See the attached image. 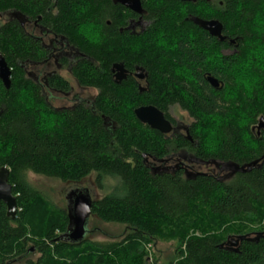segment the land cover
<instances>
[{
  "label": "trees",
  "instance_id": "1",
  "mask_svg": "<svg viewBox=\"0 0 264 264\" xmlns=\"http://www.w3.org/2000/svg\"><path fill=\"white\" fill-rule=\"evenodd\" d=\"M141 1L152 22L135 36L121 32L132 13L114 0H0V15L19 12L68 40L80 53L73 71L77 83L99 91L93 110H51L25 72L29 62L43 57L40 43L17 20L0 26V51L12 69L11 87L0 81V170H9L18 205L12 219L0 202V264H148L147 245L156 242L177 243L167 264H264V240L244 241L237 251L220 248L229 237L263 226L264 160L224 182L208 175L187 178L181 171L160 173L146 162L177 149L201 161L240 166L263 157L264 127L260 136L252 128L264 119V81L249 94L237 90L233 73L246 59L245 44L254 38L250 26L264 0ZM192 17L220 21L226 40L211 36ZM87 25L102 29V43L84 38L81 29ZM113 64L143 68L149 87L141 93L132 77L117 84ZM209 76L222 85L212 87L204 78ZM50 82L68 89L63 80ZM21 92L31 107L20 103ZM150 105L172 123V107L188 112L193 141L167 139L143 125L134 111ZM216 115L219 147L209 152L201 129L213 126L205 117ZM29 173L69 183L94 174L100 190L106 179L117 180L110 193L93 201L92 215L126 226L128 235L115 243L66 240L68 211L35 190ZM34 254L38 258H31Z\"/></svg>",
  "mask_w": 264,
  "mask_h": 264
},
{
  "label": "flooded vegetation",
  "instance_id": "2",
  "mask_svg": "<svg viewBox=\"0 0 264 264\" xmlns=\"http://www.w3.org/2000/svg\"><path fill=\"white\" fill-rule=\"evenodd\" d=\"M213 1L214 0H212L211 2ZM140 2L142 9L145 12L144 14H139L124 6L132 13L131 15L132 17L126 20V26L121 29V32L122 30H126L130 35L139 36L143 32H145L147 28L151 25L152 21L148 19L149 12L145 9L141 0ZM199 2H205V1L197 0L196 2H183V3H190L197 5ZM10 20H17V19L10 18ZM25 20L26 21L23 24V26L21 25L24 28L25 33L31 38H34L35 42L36 41L39 42L40 46L43 49V57H40V59L37 60L36 62H29L25 67V72L28 75V77L32 79V81L41 88V94L46 104L51 108V110H55L62 113L64 111L65 112L74 111L80 106H84L87 109L93 110L94 107L92 106L95 102L97 95L99 94V91L96 88L81 86L79 83H77L78 81L75 79L73 73L74 68H76V65L80 61L79 60L80 58L78 57L80 56V53L77 51V49L73 45H71L68 42V40L62 37V35L58 36L53 32H51V30L41 27V25L37 21L34 20L30 21L28 18H26ZM113 66L111 68L112 79L114 82L117 83L116 81L117 71L115 72L113 71ZM124 68L127 71V78L132 77L133 81H135L141 93L147 87H149L148 73L146 70L144 69L141 70L139 69V67H135L133 71L126 68V66ZM28 69L33 70V72L28 73ZM140 74H141V78L138 77V75ZM56 78L59 81V83H61L62 80L65 81L68 84V89L62 90L61 88L54 86L50 81ZM69 78H72L73 81L71 82ZM204 78L209 82L208 77L207 78L204 77ZM91 89L97 91V94L92 101L87 100L82 96V93H85V91ZM52 99L54 101H61V100L67 101L70 105L63 106L57 109L54 107L53 102H51ZM177 108L184 114L190 115L188 112L181 110L178 106H174L170 109V115H174L175 113L174 110ZM172 124L174 126V130L170 134L165 135L167 139L178 140L179 138L182 137L183 139H187L190 142L193 141L189 131L191 124L184 126L178 123L177 121L176 123H172ZM252 133L256 134L257 136H260L261 129H259L257 126L253 127ZM177 151L178 153H172L171 155L166 156L164 159L161 160L148 159L146 162L149 163L151 166L157 165L158 168H160L159 169L160 173L162 172L175 173L177 171H181L185 174L187 178H191L192 176H196L198 174H204L211 177H215L217 180L224 182L232 174L231 172H225L221 170V166L219 167V165H221L224 162L201 161L198 160L195 156H193L190 152L186 150L177 149ZM195 167H199V168L198 171H196V173H193V171L196 170ZM211 168L216 169V171H212ZM199 169H202L205 172ZM257 234H262V236L259 238L257 242L264 240V224L258 231L248 233V235H250L251 238L253 239L256 238ZM239 245H241V243ZM239 245L237 247H232V248L238 249Z\"/></svg>",
  "mask_w": 264,
  "mask_h": 264
},
{
  "label": "water",
  "instance_id": "3",
  "mask_svg": "<svg viewBox=\"0 0 264 264\" xmlns=\"http://www.w3.org/2000/svg\"><path fill=\"white\" fill-rule=\"evenodd\" d=\"M181 2H196L197 0H177ZM210 3L212 0H203ZM115 4H120L133 10L139 14H144L140 0H114ZM5 15L9 18L17 19L21 25L25 23L26 17L19 12H8ZM191 21L208 32L211 36L219 38L220 41H225L226 37L223 36V25L218 20H203L198 17H192ZM124 64H114L113 71H117L116 81L117 84H121L122 81L127 79V71L124 68ZM139 69H143L139 67ZM140 70V71H141ZM141 78V74L138 75ZM143 78V76H142ZM208 80L212 87L219 88L221 85L215 78L208 77ZM0 81L6 89H9L12 84V69L6 61L5 57L0 51ZM134 114L136 118L143 124L149 126L151 129L160 132L164 135H168L174 130L173 124L165 117V114L155 106H142L135 109ZM259 129L264 127V119L260 117ZM264 160V155L261 159L256 160L250 164L240 166L234 162L222 163L221 170L225 172H231V176L238 173L246 174L253 171L257 166H260L261 161ZM9 170L2 168L0 170V202H3L7 207V215L12 219H15L18 212V205L16 197L13 195L12 185L9 183ZM204 175V174H198ZM229 177V178H230ZM228 178V179H229ZM68 217H69V229L68 233L64 236L66 240H70L73 243L82 242L87 235V223L90 215H92L93 201L87 191L76 190L68 195ZM262 234H257L256 238H251L250 235L233 236L229 237L227 242L220 246V248L229 249L230 251H237V247L244 241L257 242Z\"/></svg>",
  "mask_w": 264,
  "mask_h": 264
},
{
  "label": "rangeland",
  "instance_id": "4",
  "mask_svg": "<svg viewBox=\"0 0 264 264\" xmlns=\"http://www.w3.org/2000/svg\"><path fill=\"white\" fill-rule=\"evenodd\" d=\"M10 21L9 16L0 15V26L4 25L6 22ZM32 69V68H31ZM33 70L28 69V73H32ZM65 75V74H64ZM71 82L72 78H69ZM77 89V88H76ZM97 91L94 89L87 90L85 93H82V96L92 101L96 96ZM54 107L59 109L63 106L70 105L67 101H54ZM174 115H171L178 123L181 125L187 126L192 124L193 120L189 118V115L184 114L178 108L174 110ZM193 164V163H191ZM154 169L159 170L157 165L152 166ZM196 170L193 173L198 171L199 167H195ZM212 171H216V169L211 168ZM203 171L202 169H199ZM205 172V171H203ZM28 182L30 185L40 193L44 194V196L51 201L57 208L68 211V203L67 200L68 195L76 190L87 191L91 196L92 200H98L103 198L106 194L110 193L111 189L118 184L117 180L114 179H106L105 181V189L100 190L96 187L95 183V175L91 174L82 180L79 183H69L63 182L58 179L46 178L42 176L35 175L33 173L28 174ZM250 228V227H249ZM260 227L251 226V230L258 231ZM253 231V232H254ZM129 231H127L126 226L119 224H107L100 221L96 216L90 215L87 223V235L90 241L100 242V243H115L128 235ZM196 236H200L199 233H195ZM177 243L176 242H156L151 245H147V250H149V256L145 258L148 264H167L170 259L176 252ZM31 258L36 259L38 255L34 254Z\"/></svg>",
  "mask_w": 264,
  "mask_h": 264
},
{
  "label": "clouds",
  "instance_id": "5",
  "mask_svg": "<svg viewBox=\"0 0 264 264\" xmlns=\"http://www.w3.org/2000/svg\"><path fill=\"white\" fill-rule=\"evenodd\" d=\"M250 27L252 33L254 34V38L246 42V59L233 73L235 75L237 90L243 88L249 94H251L254 88H260L262 81H264V8L257 10ZM81 34L91 44L99 45L104 40L102 29L100 27L87 25L81 29ZM161 43L162 46H166L163 41ZM257 72L260 75L256 74ZM20 103L25 107H31V102L28 100L27 93L21 92ZM44 119L48 121L45 125V130H50V118L45 117ZM205 120L213 126H210L207 129H201V134L206 136V150L214 152L219 147L218 130L221 120L218 115L207 116L205 117Z\"/></svg>",
  "mask_w": 264,
  "mask_h": 264
}]
</instances>
